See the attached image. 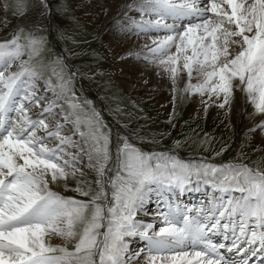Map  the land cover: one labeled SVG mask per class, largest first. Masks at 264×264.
Instances as JSON below:
<instances>
[{
    "label": "snow or ice",
    "instance_id": "obj_1",
    "mask_svg": "<svg viewBox=\"0 0 264 264\" xmlns=\"http://www.w3.org/2000/svg\"><path fill=\"white\" fill-rule=\"evenodd\" d=\"M40 3L48 7L47 0ZM14 7L23 12L27 5L16 0ZM135 7L141 32L171 33L153 40L149 52L174 90L184 72L183 92L225 108L239 89L264 116V0H139ZM23 31L17 27L12 39L0 40V264H130L125 237L137 235L147 242L145 264H193L184 249L196 245L203 247L194 252L195 264H228L217 253L226 245L209 239L220 230L226 238L231 234L227 250L240 257L239 264L264 252V171L242 163L187 164L145 153L127 139L113 150L98 114L75 102L69 81H46L44 92L52 98L41 94L31 62L44 41L27 29L21 43L17 33ZM85 157L98 188L73 190L91 198L53 191L58 180L83 176L78 164ZM193 176L210 177L220 193L197 219L163 201L165 192L184 191ZM153 195L164 208L158 230L135 220ZM54 236L64 244L54 245Z\"/></svg>",
    "mask_w": 264,
    "mask_h": 264
},
{
    "label": "rangeland",
    "instance_id": "obj_2",
    "mask_svg": "<svg viewBox=\"0 0 264 264\" xmlns=\"http://www.w3.org/2000/svg\"><path fill=\"white\" fill-rule=\"evenodd\" d=\"M1 2L0 40L12 39L15 29L22 27L25 31L17 35L24 43L23 37L29 34L27 29H35V34L42 36L44 46L41 54L33 58L32 66L45 81H57V76H62L70 82L75 102L87 113L98 114L99 126L111 137L113 150L118 141L127 139L145 153H164L187 164L205 163L220 167L242 163L264 171V150L255 143L253 127H248L247 122L240 124L238 119L224 123V119L221 122L213 117L208 119L191 114L187 107L194 94L183 92L182 85L178 89L168 90H174L171 92L174 101L166 113L149 102L134 99L115 81L109 60L100 46V38L91 37L79 13L73 8L74 0H47L48 7L35 14L34 11L40 6L38 0H25L27 7L23 12L15 9L16 0ZM46 10L49 12L48 18ZM30 15L31 23L37 24L30 26L20 23L23 16ZM43 22L44 26H40ZM59 52L65 56L66 63ZM194 80L193 83L196 82ZM206 103V106H212L211 111L215 115L220 108L219 102ZM64 107L68 109L67 103ZM110 174L115 175V168ZM96 179L95 170L89 168V172L83 176L78 172L67 180H58L65 191L56 186L54 191L65 197L87 201L90 196H83L73 189L80 186L85 190L91 187L95 191L98 188ZM205 179L212 183L210 177L200 180ZM195 180L197 178L193 176L191 182Z\"/></svg>",
    "mask_w": 264,
    "mask_h": 264
},
{
    "label": "bare ground",
    "instance_id": "obj_3",
    "mask_svg": "<svg viewBox=\"0 0 264 264\" xmlns=\"http://www.w3.org/2000/svg\"><path fill=\"white\" fill-rule=\"evenodd\" d=\"M38 1L40 3V0ZM138 3L139 0H74L73 8L79 13L80 20L86 25L91 37H97V40L100 38V46L109 60V68L112 70L115 81L119 82L134 99L145 103L149 102L150 105L164 110L166 113L172 108L174 101L171 95L174 90L168 91L173 89L172 82L167 74L161 73L158 62L152 60V53L149 52V48L154 47L153 40L162 39L164 35L171 33H168L167 30L154 31L150 34L141 32L137 25L142 18V14L135 7ZM129 4L133 7H127ZM1 8L2 2L0 0V10ZM42 8L44 7L40 3L34 14L40 13ZM46 12L48 18L49 12L48 10ZM20 23L29 24L30 26L37 24L31 23V15L23 16ZM44 23H40V26H44ZM97 40H93V42ZM146 45L148 47H145ZM67 64L68 67L71 66L68 62ZM40 77L38 86L41 89V94L47 95L51 99L52 93L44 92L46 81L43 80L42 76ZM179 82L180 87L187 82L186 73L181 72ZM189 100L187 111L193 115L205 116L208 119L213 117L218 121L224 119V123L227 121L234 122L236 119L240 120V124L247 122L248 127H253L255 143L264 150V131H261L260 128L261 122H264V116L255 111L254 105L249 102L244 92L236 89L230 104L225 108L217 109L215 115L212 114V106L209 104L206 106L208 97L193 95L192 99ZM201 100H204L205 103ZM65 127L68 128L70 125H65ZM78 166L83 169L84 174L89 172L86 157ZM55 184H51L53 191L55 186L58 189L60 187L63 189L59 181ZM63 190L65 191V189ZM219 195L220 193L212 188L211 182L205 183V180H195L186 185L185 190L182 192L180 190L165 192L163 201L170 202L173 208L179 209L181 214H187L189 217L197 219L202 218V213L213 206L215 198H218ZM161 210H164L161 198L153 195L151 200L146 201L144 206L137 211L135 220L144 225L153 224L155 229L158 230L159 227L164 226L163 218L160 216ZM228 236L231 241V234H227ZM225 238L226 233L224 230L209 233V239L216 244L219 241L222 243ZM125 240L128 242L126 257L129 258L130 264H145L147 242L138 235L125 237ZM52 243L60 245L64 241L54 236L52 237ZM202 247V245H196L184 249L189 253V259L193 260V264H195L194 252L201 250ZM226 247L222 249L218 247L217 250H222L228 264H238L240 257L234 252L226 250ZM132 250L135 252H132ZM259 253L264 255V252ZM237 261L239 262L235 263Z\"/></svg>",
    "mask_w": 264,
    "mask_h": 264
},
{
    "label": "water",
    "instance_id": "obj_4",
    "mask_svg": "<svg viewBox=\"0 0 264 264\" xmlns=\"http://www.w3.org/2000/svg\"><path fill=\"white\" fill-rule=\"evenodd\" d=\"M58 51H59V50H58ZM60 55H61L62 61H63L64 63H66V58H65V56H64L62 53H60Z\"/></svg>",
    "mask_w": 264,
    "mask_h": 264
}]
</instances>
